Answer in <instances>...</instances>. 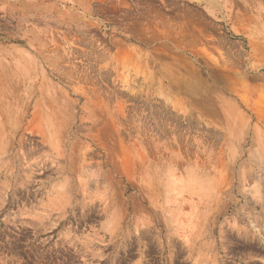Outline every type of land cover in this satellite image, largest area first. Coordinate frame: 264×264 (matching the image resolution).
<instances>
[{
  "label": "rangeland",
  "instance_id": "1",
  "mask_svg": "<svg viewBox=\"0 0 264 264\" xmlns=\"http://www.w3.org/2000/svg\"><path fill=\"white\" fill-rule=\"evenodd\" d=\"M207 1L0 0V264H264V0Z\"/></svg>",
  "mask_w": 264,
  "mask_h": 264
},
{
  "label": "crops",
  "instance_id": "2",
  "mask_svg": "<svg viewBox=\"0 0 264 264\" xmlns=\"http://www.w3.org/2000/svg\"><path fill=\"white\" fill-rule=\"evenodd\" d=\"M192 1H194V2H196V5L197 6H199V7H205L206 6V4H207V0H192ZM3 4V3H2ZM47 8V7H46ZM51 12H53V9L51 10ZM63 12H65V11H59V15H61V14H64ZM54 13H56V15H58V11L56 12V10L54 11ZM65 16H67L66 14H64ZM61 17V16H60ZM77 17H78V15H77ZM62 18V17H61ZM65 22H66V20H65ZM67 22H68V20H67Z\"/></svg>",
  "mask_w": 264,
  "mask_h": 264
},
{
  "label": "bare ground",
  "instance_id": "3",
  "mask_svg": "<svg viewBox=\"0 0 264 264\" xmlns=\"http://www.w3.org/2000/svg\"><path fill=\"white\" fill-rule=\"evenodd\" d=\"M257 43V42H256ZM259 48V47H258ZM262 48V47H261ZM264 52V51H263ZM178 81V80H177ZM179 84V83H178ZM252 243V242H251ZM245 246V245H244ZM251 246V245H250ZM241 247H243V246H241Z\"/></svg>",
  "mask_w": 264,
  "mask_h": 264
}]
</instances>
